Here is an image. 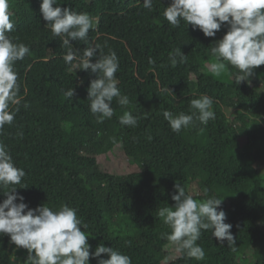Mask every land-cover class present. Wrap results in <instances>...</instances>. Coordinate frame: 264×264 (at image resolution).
<instances>
[{
    "label": "trees",
    "instance_id": "1",
    "mask_svg": "<svg viewBox=\"0 0 264 264\" xmlns=\"http://www.w3.org/2000/svg\"><path fill=\"white\" fill-rule=\"evenodd\" d=\"M41 2L8 0L14 22L8 35L30 53L15 64L22 100L0 141L26 172V187L16 185L24 202L30 208L66 203L78 209L88 225L90 251L103 243L131 257L132 264H264V65L239 86L238 69L231 65L213 76L207 68L214 59L210 47L227 29L209 38L183 21L173 28L163 16L171 0H153L151 10L143 7L144 0H59L61 8L88 13L94 21L89 44L119 58L115 75L129 103L121 106L114 99L112 118L101 123L87 99L96 74L80 70L76 61L74 66L64 62L66 49L45 27ZM72 44L81 54L87 47L83 41ZM178 47L187 62L172 67L169 53ZM72 88L75 96L66 97ZM201 95L213 99L215 120L194 119L173 132L163 111L192 114L190 101ZM125 111L139 117L135 127L120 124ZM117 146L130 158L129 174L106 168ZM176 183L197 200H223L220 208L235 245L220 243L209 230L197 241L203 261L173 251L162 238L171 229L157 210L175 204ZM5 198L0 193V202ZM27 255L9 236H0V264H26ZM90 264L97 259L90 256Z\"/></svg>",
    "mask_w": 264,
    "mask_h": 264
},
{
    "label": "clouds",
    "instance_id": "2",
    "mask_svg": "<svg viewBox=\"0 0 264 264\" xmlns=\"http://www.w3.org/2000/svg\"><path fill=\"white\" fill-rule=\"evenodd\" d=\"M59 4V0H42L40 11L46 21L45 27L62 41L61 46L66 49L63 60L67 65L74 66L76 61L80 70L96 74L87 89V99L90 112L102 123L104 119L112 118L114 99L121 106L129 103L128 97L122 95L115 75L119 58L114 51L105 54L100 45L89 44V31L94 28V21L88 13L61 8L57 6ZM152 6L153 0H144V8L151 10ZM8 9V0H0V135H3L5 125L13 124L20 110L22 97L15 64L30 53L27 45L8 35L14 28ZM163 16L173 28H179L183 21L209 38L216 37L222 28L227 29L223 37L210 47L214 59L207 68L215 77L227 72L228 65H231L238 69L234 75L239 86L255 75V69L264 65V0H171ZM72 41H83L87 45L82 54L73 48ZM169 60L171 66L176 67L187 62V55L178 47L169 53ZM149 63L154 60L149 58ZM64 94L73 98L75 89ZM212 105L211 97L201 95L190 101L191 109L195 110L192 114L164 110L163 117L178 134L194 119L203 124L215 120ZM23 106L27 108L29 105L25 103ZM138 119L125 111L119 122L123 126L135 127ZM18 135L22 137L23 133ZM25 175V170L16 166L7 146L0 141V193L6 197L0 202V236H9L11 244L27 250L26 264H90V256L97 259V264H132L131 257L103 243L94 252L90 251L89 236L85 233L88 225L79 218L78 209L66 203L56 209L46 203L30 208L16 187L22 185ZM174 187L176 192L171 198L175 204L160 207L157 215L171 229L162 238L169 242L176 254L203 261L205 252L197 243L202 231L210 230L220 243L227 241L229 247L235 245L232 225L225 222L226 213L220 208L223 200L212 197L200 201L187 193L180 183ZM102 254L108 258H101Z\"/></svg>",
    "mask_w": 264,
    "mask_h": 264
},
{
    "label": "rangeland",
    "instance_id": "3",
    "mask_svg": "<svg viewBox=\"0 0 264 264\" xmlns=\"http://www.w3.org/2000/svg\"><path fill=\"white\" fill-rule=\"evenodd\" d=\"M106 168L109 172L125 175L131 172L130 158L126 155L122 146H117L105 161ZM264 170V167H262Z\"/></svg>",
    "mask_w": 264,
    "mask_h": 264
}]
</instances>
